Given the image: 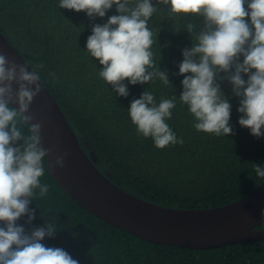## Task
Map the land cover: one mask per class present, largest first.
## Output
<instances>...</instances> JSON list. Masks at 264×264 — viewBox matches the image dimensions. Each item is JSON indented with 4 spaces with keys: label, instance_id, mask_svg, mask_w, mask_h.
I'll return each instance as SVG.
<instances>
[{
    "label": "trees",
    "instance_id": "1",
    "mask_svg": "<svg viewBox=\"0 0 264 264\" xmlns=\"http://www.w3.org/2000/svg\"><path fill=\"white\" fill-rule=\"evenodd\" d=\"M152 2L157 12L148 26L154 33L155 68L167 74L169 84L155 79L132 85L125 80L127 97L117 95L111 84L99 78L102 65L86 49L93 24L117 14L115 6L105 17L92 19L84 11L59 8L58 0H0V30L30 67L44 63L42 83L58 101L86 152L95 151L96 166L108 172L116 185L147 201L178 209L215 208L239 200L264 182L254 171L255 164L264 167V136L257 138L238 123L240 98L233 94L228 73L223 71L217 83L232 106V134L215 136L194 128L187 106L179 101L186 74L178 73L182 51L194 46L203 21L194 15L171 16L167 6ZM189 23L194 25L192 32L187 29ZM52 71L55 82L47 77ZM146 90L157 102L176 98L168 123L183 144L156 148L151 138L137 134L127 109ZM29 127L25 125L24 134ZM44 168L41 183L49 185L48 194L39 196L37 188L29 205L35 219L29 222L25 214L16 223L27 234L54 225V234L42 243L63 248L79 264H264V241L206 250L145 241L68 196L51 177L46 157ZM258 228H264V222Z\"/></svg>",
    "mask_w": 264,
    "mask_h": 264
},
{
    "label": "clouds",
    "instance_id": "2",
    "mask_svg": "<svg viewBox=\"0 0 264 264\" xmlns=\"http://www.w3.org/2000/svg\"><path fill=\"white\" fill-rule=\"evenodd\" d=\"M157 3L167 6L171 16L194 15L203 21L194 46L182 51L184 59L178 73L186 74L179 101L187 106L194 128L215 136L232 134V106L217 83V75L223 71L228 73L233 94L240 98L237 111L242 115L238 123L251 135L264 136V0ZM58 6L84 11L92 19L105 17L115 6L117 14L102 24H93L86 49L102 65L99 78L111 84L117 95H129L125 80L132 85L155 79L169 84L167 74L155 68L154 33L148 26L157 12L152 0H58ZM187 29L192 32L194 25L189 23ZM31 67L29 71L25 64H17L0 53V264H79L63 248L42 243L46 236L54 234V225L27 234L16 223L25 214L29 222L35 219V210L29 205L37 188L41 197L49 192V185L41 183L47 155L41 145V125L31 124L24 134L25 125H29L24 113L42 91L41 70L46 66L41 62ZM47 77L55 82L56 73L48 72ZM12 101L18 107H13ZM176 101L172 96L157 102L148 90L133 99L127 112L137 134L151 138L156 148L183 144L168 123ZM21 140L23 144H18ZM67 155L65 152L57 156L55 164L63 168ZM254 171L257 177L264 178V167L255 164Z\"/></svg>",
    "mask_w": 264,
    "mask_h": 264
},
{
    "label": "water",
    "instance_id": "3",
    "mask_svg": "<svg viewBox=\"0 0 264 264\" xmlns=\"http://www.w3.org/2000/svg\"><path fill=\"white\" fill-rule=\"evenodd\" d=\"M0 53L25 64L16 47L0 30ZM14 87H17L14 85ZM13 107H18L12 101ZM29 124L41 125V145L47 150V168L54 181L83 208L109 224L145 241L189 249L264 241V182L243 198L208 209H178L140 198L116 185L101 171L95 151L82 146L53 94L42 83L28 112ZM65 152L64 167L55 159Z\"/></svg>",
    "mask_w": 264,
    "mask_h": 264
}]
</instances>
